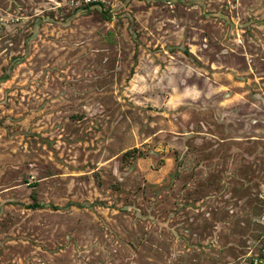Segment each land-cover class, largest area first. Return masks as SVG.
Instances as JSON below:
<instances>
[{
  "label": "rangeland",
  "instance_id": "1",
  "mask_svg": "<svg viewBox=\"0 0 264 264\" xmlns=\"http://www.w3.org/2000/svg\"><path fill=\"white\" fill-rule=\"evenodd\" d=\"M263 213L264 0H0V264H252Z\"/></svg>",
  "mask_w": 264,
  "mask_h": 264
},
{
  "label": "built area",
  "instance_id": "2",
  "mask_svg": "<svg viewBox=\"0 0 264 264\" xmlns=\"http://www.w3.org/2000/svg\"><path fill=\"white\" fill-rule=\"evenodd\" d=\"M85 3L90 4L96 1H105V0H84ZM260 222L264 228V213L261 216ZM252 264H264V253L263 254H253L252 255Z\"/></svg>",
  "mask_w": 264,
  "mask_h": 264
},
{
  "label": "trees",
  "instance_id": "3",
  "mask_svg": "<svg viewBox=\"0 0 264 264\" xmlns=\"http://www.w3.org/2000/svg\"><path fill=\"white\" fill-rule=\"evenodd\" d=\"M89 7V6H88ZM36 205V204H35Z\"/></svg>",
  "mask_w": 264,
  "mask_h": 264
}]
</instances>
